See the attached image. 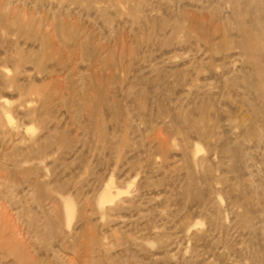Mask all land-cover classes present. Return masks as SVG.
<instances>
[{"label": "rangeland", "instance_id": "374dc122", "mask_svg": "<svg viewBox=\"0 0 264 264\" xmlns=\"http://www.w3.org/2000/svg\"><path fill=\"white\" fill-rule=\"evenodd\" d=\"M0 264H264V0H0Z\"/></svg>", "mask_w": 264, "mask_h": 264}, {"label": "bare ground", "instance_id": "6f19581e", "mask_svg": "<svg viewBox=\"0 0 264 264\" xmlns=\"http://www.w3.org/2000/svg\"><path fill=\"white\" fill-rule=\"evenodd\" d=\"M104 202H106V200H104V199H103V200H101V203H104Z\"/></svg>", "mask_w": 264, "mask_h": 264}]
</instances>
